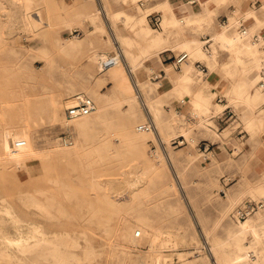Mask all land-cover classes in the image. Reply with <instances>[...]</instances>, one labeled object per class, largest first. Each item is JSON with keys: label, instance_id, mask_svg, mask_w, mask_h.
<instances>
[{"label": "rangeland", "instance_id": "rangeland-1", "mask_svg": "<svg viewBox=\"0 0 264 264\" xmlns=\"http://www.w3.org/2000/svg\"><path fill=\"white\" fill-rule=\"evenodd\" d=\"M80 2L0 0V203L4 198L23 219L59 231L60 251L73 264H237L230 251L249 242L264 257V215L260 238L234 232L264 209L237 215L247 200L264 197V120L258 117L264 95L250 118V106L237 89L238 83L251 89L250 78L239 69L243 64L228 72L231 52L215 36L223 29L241 30L242 13L236 9L226 24L186 16L174 23L166 21L164 10L161 27H155L146 14L157 8L138 0H90L92 9L83 16L76 7ZM139 16L143 20L134 23ZM141 24L166 39L148 46L135 32ZM188 28L198 33L204 50H214L217 61L210 69L204 59L192 58L186 95L177 76L182 62H162L159 50H185L181 42ZM205 33L211 37L208 48ZM117 35L131 39L126 47L137 55L142 102L115 88L119 74H110V66L96 57L101 50L123 48ZM67 42L74 45L65 49ZM249 56L242 52L243 58ZM196 59L207 66L205 72L195 67ZM127 71L125 76L134 79ZM209 75L215 77L206 88L210 102L196 105L191 96ZM76 90L96 104L82 132L75 121L85 116L65 117ZM106 93L104 100L95 98ZM151 105L156 114H145L142 106ZM150 119L154 132L148 131ZM66 121L75 130L69 147L56 140ZM144 122L147 127L138 129ZM180 135L193 140L178 143ZM131 137L140 142L130 143ZM15 138L22 145L12 155L4 140ZM202 141L211 144L209 158L197 147ZM5 226L14 232L9 222ZM136 228L140 234L133 233ZM33 257L35 264H62Z\"/></svg>", "mask_w": 264, "mask_h": 264}, {"label": "bare ground", "instance_id": "bare-ground-1", "mask_svg": "<svg viewBox=\"0 0 264 264\" xmlns=\"http://www.w3.org/2000/svg\"><path fill=\"white\" fill-rule=\"evenodd\" d=\"M191 13L192 16H187L188 18L199 19V14H198L199 12L197 13L196 10L194 11L192 10ZM114 16L115 17L120 16V11H116L114 13ZM142 20L143 17L139 16L138 18L134 19L133 22L138 24ZM166 21L178 23V21L180 22L182 21V17L177 18L174 14H172L171 17L166 19ZM146 28L147 26L141 24L140 26H137L135 32L138 36H140L141 38H145L147 40L149 44L148 46L159 44L164 39H166L165 36L162 35L161 33H157V32L152 33L149 32L148 30L149 28L147 29ZM250 30L251 28L248 26L246 30H239V32L237 33H232L231 29L228 28L217 32L215 36L218 39V41L221 42L222 45L226 46L231 52L229 63H231L233 67L231 66L227 67L228 72L232 73L236 69V64L238 65L242 62L243 66H240V68L239 67L238 68L242 72H245L250 78V83L252 86L251 89L245 91L243 90L245 88V84H239V83L237 89L240 95L238 96V98L243 99L244 103L250 106V113H251L250 118H252L254 116V106L257 104L258 100L260 99L264 91V76L260 73L261 69H259L262 68V70H264V65L259 67L260 62L258 59V54L261 52L258 49V45L264 42L262 38H260V43H258L254 39H251L249 35ZM114 39L117 40L119 39L123 44V48L122 46L120 47L116 45L117 46L116 53H110V51L108 52L106 50H101V52L98 55H96V57L99 60L102 59L100 62L103 67L110 66L112 70L110 74H112L113 72L116 75L119 74L120 79L118 80L115 88L117 87L125 88V91L130 93L129 94L130 96L134 97L139 102H142L140 98L141 95L143 94L144 88L138 77H136L137 72L135 71L136 68L138 67L137 55L132 54L130 50L126 47V45L130 43L131 39L124 37L122 35H117L114 37ZM69 44L71 46L74 45V43L72 42H67L64 44V48L65 49L71 48ZM181 46H183L185 50L180 51L179 54L183 51H186L188 53V56L181 61L182 63L180 62L182 68L180 72L177 74V76L183 79V81L185 82L183 88L186 91V95H188L187 82L192 80V75L190 73V67L193 62L192 58L204 59L209 65L210 69L214 68L217 59L214 50L212 52L204 50L201 42L196 38L183 39L181 42ZM145 50L146 49H144L143 51ZM242 52H246L247 54L250 55L251 58H255L254 64L247 65L246 61H244L242 57ZM105 62L107 64H105ZM124 69L126 71L130 70L134 79H131L130 77H128V75L125 76ZM214 79H215L214 76L209 75V77L206 80H204L201 83H197L195 95L194 97L191 96V99L196 105H204L210 102L209 99L211 95L206 91V88H207V84L212 83ZM106 80H108V74H106L103 77V81ZM77 92H81V91L76 90L75 93ZM109 94L110 93H106L102 97L95 96V98L98 99V101L104 100L109 96ZM142 107L145 114L147 113L156 114L155 113L156 108H154L153 105L149 106V108L147 107L146 109H144V106ZM221 108H222V104L219 103L216 106V109L219 110ZM90 113L82 115L85 116L84 119L75 121V126L78 127L80 132L84 131L85 129L84 125L85 123L88 122V117H89L88 114ZM53 117L58 118L57 109L54 111ZM258 117L264 120V112H262L261 115L258 114ZM148 125H149L148 131L152 130L154 132V125L152 124L151 119L149 120ZM60 127H63V129L69 127V129L73 131V132L71 131L73 138L71 143L63 144L61 142H58V139L56 138L57 142L67 147L73 146L72 144L74 143V138H75L74 137L75 130L73 126L69 123V121H66L62 123ZM129 142L136 143V142H140V140L138 139V137H131V139H129ZM4 143L8 152H10L12 155H17L19 149L18 146L22 145V139L21 138L5 139ZM162 149L164 152V156L167 157V159H171L168 152H166V149L165 150L164 148ZM173 176L177 181L178 180L180 181L177 173L174 174ZM262 208H264V206L260 207L259 210H261ZM15 211L13 210V207L11 209V206L8 204L7 201H5L4 198H1L0 264L3 263L30 264L31 262L33 263L35 262L34 259L36 257L34 258L33 256H40L41 258L47 261L51 259L54 262H59L62 264H73L72 260L66 258L67 254L60 251V245L59 242L57 241L59 238V231L47 229L44 225H42L38 221L23 219V217H21L19 214H17V211L16 212ZM263 215H264V209H262L260 212L257 211L255 217L253 218L249 217L241 221L239 227L234 232L236 233L237 236L239 235L244 237L246 234H250L255 239L260 238L264 234V233L262 234V232L260 231V221ZM7 222H9L13 226L14 228L13 233H10V231L6 229L5 225ZM136 230H138L137 234H140L141 229L140 228L134 229L133 231L134 234H136ZM230 259L237 264H264V257L261 253V250L258 247H256L255 243L253 242H249L248 244L242 243V245L238 243L237 248H234L233 250L230 251ZM157 260L158 259H156V261Z\"/></svg>", "mask_w": 264, "mask_h": 264}, {"label": "crops", "instance_id": "crops-1", "mask_svg": "<svg viewBox=\"0 0 264 264\" xmlns=\"http://www.w3.org/2000/svg\"><path fill=\"white\" fill-rule=\"evenodd\" d=\"M74 1L75 0H70L71 4ZM78 1L79 2L81 1L79 5L76 6L80 11L79 14L82 16L88 14L92 9L91 2H89L90 0H78ZM142 6L146 8H157L156 11L154 12L160 13V25L158 27H161L164 10H166L165 16L167 18L171 17L172 14H174L176 17L192 16L191 11L196 10L197 13L199 12L198 14L200 19L210 18L212 22H215V21H219L224 16H227L228 19V17L232 15V13L236 9H238L242 13V15L238 19L239 23L237 25V28L241 27L244 28V30H246V28H248L249 26L251 28V30L249 31L250 38L256 40L258 43H260V38H262L264 42V0H207V1L195 0V2H191L190 0H145ZM149 13L150 12L146 14V19L150 22L151 18ZM74 29L78 30V34L81 32L79 28H73V30ZM231 31L232 33L239 32V30H237L236 28H232ZM205 34L206 36L210 37L209 34L207 33ZM197 35L198 33L195 30L188 28L186 30V35L184 38H195ZM204 35H202L203 41H204ZM205 48H208V46L206 47L205 45ZM258 49L261 51L258 54V59L262 63H264V57L262 56L264 54V43H260L258 45ZM159 53H160L159 57L162 62L163 60H167L169 58L171 59L172 62H174L173 61L174 56L179 54V53H175L173 49L169 46H165L162 49H160ZM243 59L244 61H246L247 65L254 64L255 61V58H251L250 56ZM240 64H242V62ZM260 73L264 76V70H262V68L260 70ZM159 74H161V72L158 73L157 76ZM262 95H264V91ZM263 106H264V102H263ZM261 138L264 142V131L261 133ZM260 158L261 160H264V148L262 149V154H260Z\"/></svg>", "mask_w": 264, "mask_h": 264}, {"label": "built area", "instance_id": "built-area-1", "mask_svg": "<svg viewBox=\"0 0 264 264\" xmlns=\"http://www.w3.org/2000/svg\"><path fill=\"white\" fill-rule=\"evenodd\" d=\"M191 2H195V0H190ZM139 4H143V0H139ZM150 15V22L152 25L158 27L160 25V13L153 12L149 13ZM228 21L227 16H224L222 19L219 20L220 24H226ZM241 30H244L242 28ZM73 31H76V34H78V30L74 29ZM210 37L204 35V44L209 46V41ZM188 56V53L186 51L181 52L179 55L174 56L173 58V63L175 65H179L180 62ZM195 67L202 72H205L207 66L200 60L196 59L194 61ZM105 64H107L105 62ZM156 76V75H154ZM75 101L74 103L69 104L66 106L65 109V116L67 119H74L76 117L82 116L84 114L90 113L95 109V101L93 97L85 92H77L74 94ZM69 125V124H68ZM147 124L141 123L138 125L139 129H144ZM58 139V142H61L63 144L71 143L72 142V132L69 129V127H66L62 129V131L57 135L56 137ZM193 140V138L187 139L184 135H180V138H178V143H187L188 141ZM210 142L209 141H202L201 143L197 142V147L201 152H203V157L204 158H209L211 154H214L212 151V148L210 147ZM264 206V197L259 200H247L241 207L237 209V215L239 217L244 218L246 215L251 213L252 211ZM138 233V230L136 234Z\"/></svg>", "mask_w": 264, "mask_h": 264}]
</instances>
